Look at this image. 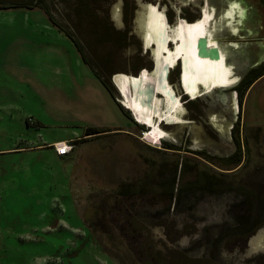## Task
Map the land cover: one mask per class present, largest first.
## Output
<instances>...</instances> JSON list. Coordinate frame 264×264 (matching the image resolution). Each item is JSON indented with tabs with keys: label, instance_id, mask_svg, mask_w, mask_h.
<instances>
[{
	"label": "rangeland",
	"instance_id": "374dc122",
	"mask_svg": "<svg viewBox=\"0 0 264 264\" xmlns=\"http://www.w3.org/2000/svg\"><path fill=\"white\" fill-rule=\"evenodd\" d=\"M231 2L252 19L235 34ZM204 6L239 78L187 101L176 62L150 144L110 76H154L153 8L171 35ZM260 62L264 0H0V264H264V75L233 89Z\"/></svg>",
	"mask_w": 264,
	"mask_h": 264
},
{
	"label": "bare ground",
	"instance_id": "6f19581e",
	"mask_svg": "<svg viewBox=\"0 0 264 264\" xmlns=\"http://www.w3.org/2000/svg\"><path fill=\"white\" fill-rule=\"evenodd\" d=\"M235 5H237V2H231L230 7L226 10V17L231 19L228 23L234 34L239 29V26H244L248 21L251 22L252 20L248 7H235ZM153 9L152 20L155 21L156 18L157 21L164 23V32L161 30L159 34H156L157 37L154 42L152 41V30L148 28L145 31V34L148 35L145 39L146 45H154L152 49L153 71L156 75L152 76L146 69L141 71L138 78H131L124 73H114L112 75L116 86L126 99L122 98V101L135 112V116L140 123L148 126L144 130L143 139L150 144L157 143L163 133V130L159 127V122L165 120L166 123H173L175 117L173 113L178 109L177 105L172 110V104L176 100V96L166 80L168 71L176 62L181 60L183 71L181 76L182 90L191 97L205 94L212 96L215 88L230 86L237 81L236 71H233L236 66L234 59L237 53L235 51L232 52L231 48H220L214 33L207 27L209 22L213 20V10H204L202 19L195 22H187L181 18L173 29L172 34L169 35L166 30V19L162 18V14L158 17L156 8ZM237 12L238 15H236ZM235 15L236 19H238L237 23L232 21ZM149 24L152 26V21H149ZM168 40H171V43ZM168 43L173 45L171 49ZM230 44L236 46V49L239 48L235 41L230 42ZM212 48L217 49V56L211 54ZM231 75H233V78H230ZM146 84H151L155 88L154 93L152 94L151 92L152 96L148 99H146ZM130 85H133V92L128 95ZM156 93L166 96L167 101H169L166 102V106H169L170 109L168 111L171 112L164 114V112L160 111V107L155 100ZM57 146L66 148V144L62 142L58 143Z\"/></svg>",
	"mask_w": 264,
	"mask_h": 264
},
{
	"label": "flooded vegetation",
	"instance_id": "af4514ba",
	"mask_svg": "<svg viewBox=\"0 0 264 264\" xmlns=\"http://www.w3.org/2000/svg\"><path fill=\"white\" fill-rule=\"evenodd\" d=\"M154 6V5H153ZM155 6H157V5H155ZM230 6H227L226 8H225V10H227L228 8H229ZM242 7V6H241ZM157 8H158V10H160L159 9V7L157 6ZM204 10H209L208 8H207V6H204L203 7V9H202V11L200 10V12H199V17L196 19V20H200V19H202V17L204 16L203 14H204ZM161 11V10H160ZM164 15H165V19L167 20V22H168V19H167V17H166V13H165V11H164ZM236 15H238V12L236 13ZM236 15H235V19H236ZM180 18V17H179ZM212 18V17H211ZM211 18H210V20H211ZM111 20V19H110ZM180 19H178L177 20V22L175 23V27L177 26V24H178V21H179ZM195 20V21H196ZM209 20V21H210ZM195 21H191V22H195ZM233 35V34H232ZM239 38H241V37H239ZM236 40H237V38H235ZM230 42H233V41H230ZM140 43H141V46H142V48H143V44H142V40H141V38H140ZM146 52H150V50H149V48L148 49H146ZM149 55H150V53H149ZM151 61L154 63V61H153V58L151 59ZM263 62H260V63H258V64H255V65H252L251 67H249L248 69H247V71L245 72V75L239 80V82L237 83V85H235L234 87H233V89H235V90H239V86H241V84H243V81L246 79V78H248V75L250 74V72L252 71V70H254V69H257V68H260V66H261V64H262ZM177 64L179 65V69H178V82H179V86H180V88H181V91L183 92V95L185 96V97H188V99H187V101H195V100H193L194 98H198L199 97V95H196L195 97H191V96H189V94L188 93H186V92H184V90H182L183 88H182V85H181V81H182V73H183V71H182V67H181V61H178L177 62ZM260 65V66H259ZM153 69H154V64H153ZM139 71H141V69L139 70ZM138 71V72H139ZM137 72V73H138ZM238 72V71H237ZM136 73V74H137ZM148 73H149V71H148ZM135 74V75H136ZM150 74V73H149ZM168 74H169V71H168V73H167V76H168ZM153 76V75H152ZM154 76H155V74H154ZM111 77V76H110ZM261 77V76H260ZM230 78H233V75H231L230 76ZM239 78V76H237V79ZM258 79V78H257ZM167 80V79H166ZM255 81V80H254ZM254 81L252 82V83H254ZM167 83H168V81H167ZM169 84V83H168ZM114 86V85H113ZM169 86H172V85H169ZM173 87V86H172ZM226 87H229V86H226ZM239 87V88H238ZM216 89V88H215ZM160 96H162L163 98H165L166 99V96L163 94V95H161L160 93H158ZM206 95V94H205ZM206 96H208V95H206ZM238 96H239V93H238ZM238 100H239V102H240V99H239V97H238ZM165 102H169V101H167V99H166V101ZM160 107V106H159ZM170 108H169V106H166V108L165 109H163V110H161V107H160V111L163 113L164 112V114H166V112H171V111H168ZM155 118H157V117H155ZM162 121V120H161ZM160 121V122H161ZM219 121V120H218ZM218 121H216V120H214L213 121V123L214 124H216ZM159 122V123H160ZM166 124H168V123H166ZM211 127L214 129V127L211 125ZM148 128V127H147ZM231 129H233V127L231 128ZM215 131H217V129L215 128ZM159 139H161V137L159 138ZM236 141H237V143H239L238 142V140L236 139ZM253 261V259L252 260H250V262H252Z\"/></svg>",
	"mask_w": 264,
	"mask_h": 264
},
{
	"label": "water",
	"instance_id": "95a60500",
	"mask_svg": "<svg viewBox=\"0 0 264 264\" xmlns=\"http://www.w3.org/2000/svg\"><path fill=\"white\" fill-rule=\"evenodd\" d=\"M170 43H171V40H168ZM146 49H148V46L145 48V50ZM211 54L212 55H214V56H217L218 54H217V49H215V48H212V52H211ZM181 59V58H180ZM181 61V60H180ZM153 63V62H152ZM154 64V63H153ZM153 66V65H152ZM143 69H141V71H142ZM141 71H139L136 75H132V74H129V76L131 77V78H138L139 76H140V74H141ZM125 74V73H124ZM110 81H111V83L114 85V87H115V89L117 90V92H118V94H119V103H122V105H124L128 110H130L131 111V113H132V115H133V117L136 119V116H135V112L129 107V106H126L125 105V103L122 101V98H124L125 99V97H124V95L119 91V89H118V87L116 86V84H115V82H114V80H113V77L111 76L110 77ZM133 86V85H132ZM131 85L129 86V88H130V90L128 91V95H129V93L130 92H133V87H132ZM154 90H155V88L154 87H152V85L150 84H146V94H147V98L146 99H148V98H150L152 95H151V92H152V94L154 93ZM126 93V92H125ZM126 100V99H125ZM147 101V100H146ZM136 121H137V119H136ZM161 122H164V123H166L165 122V120H162ZM143 125H145L144 123H142ZM148 127V126H147Z\"/></svg>",
	"mask_w": 264,
	"mask_h": 264
},
{
	"label": "trees",
	"instance_id": "16d2710c",
	"mask_svg": "<svg viewBox=\"0 0 264 264\" xmlns=\"http://www.w3.org/2000/svg\"><path fill=\"white\" fill-rule=\"evenodd\" d=\"M19 6H21V4H18ZM26 7H31V6H28V5H25ZM79 50V49H78ZM82 55V54H81ZM264 75V69L263 68H257V69H254L250 72V74L248 75V78H246L244 81H243V84L244 86H248L250 85L254 80H256L257 78H259L260 76ZM102 83L103 85L107 88V84L105 81L102 80ZM245 88V87H244ZM243 89L239 92V99L241 100L242 96H243ZM96 132H99V131H94V132H87L86 134H92V133H96ZM59 141V140H58ZM56 142V141H54ZM154 251V250H153ZM150 257H152V253L149 255ZM155 260V259H154ZM163 264H173L172 262H166L164 261Z\"/></svg>",
	"mask_w": 264,
	"mask_h": 264
},
{
	"label": "built area",
	"instance_id": "2783aa9c",
	"mask_svg": "<svg viewBox=\"0 0 264 264\" xmlns=\"http://www.w3.org/2000/svg\"><path fill=\"white\" fill-rule=\"evenodd\" d=\"M60 142L66 144V148L65 149L64 148H59V146H57V144L60 143ZM53 145H54L53 147H54V150H55V152H56L57 155H63L65 153H67L68 150L71 147V145L67 144L66 141H61V140L54 142Z\"/></svg>",
	"mask_w": 264,
	"mask_h": 264
},
{
	"label": "crops",
	"instance_id": "0c3cea01",
	"mask_svg": "<svg viewBox=\"0 0 264 264\" xmlns=\"http://www.w3.org/2000/svg\"><path fill=\"white\" fill-rule=\"evenodd\" d=\"M51 142H53V141H49V142H43V143H41V144H39V145H44V146H47V145H49Z\"/></svg>",
	"mask_w": 264,
	"mask_h": 264
},
{
	"label": "snow or ice",
	"instance_id": "6c2138e0",
	"mask_svg": "<svg viewBox=\"0 0 264 264\" xmlns=\"http://www.w3.org/2000/svg\"><path fill=\"white\" fill-rule=\"evenodd\" d=\"M235 7H238V5H235Z\"/></svg>",
	"mask_w": 264,
	"mask_h": 264
}]
</instances>
